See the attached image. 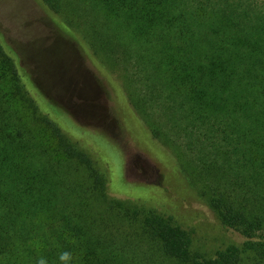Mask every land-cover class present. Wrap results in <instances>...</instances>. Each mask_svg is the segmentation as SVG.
Returning a JSON list of instances; mask_svg holds the SVG:
<instances>
[{"label": "trees", "instance_id": "1", "mask_svg": "<svg viewBox=\"0 0 264 264\" xmlns=\"http://www.w3.org/2000/svg\"><path fill=\"white\" fill-rule=\"evenodd\" d=\"M38 1L82 50L84 78L93 85L89 63L112 83L126 129L166 185L180 182L170 179L184 168L183 147L196 153L193 184L244 240L206 256L171 215L110 197L106 175L42 103L84 114L0 39V264H60L62 251L71 264H264V0ZM136 79L149 107L129 89ZM94 92L80 103L92 108L87 118L106 121Z\"/></svg>", "mask_w": 264, "mask_h": 264}, {"label": "rangeland", "instance_id": "2", "mask_svg": "<svg viewBox=\"0 0 264 264\" xmlns=\"http://www.w3.org/2000/svg\"><path fill=\"white\" fill-rule=\"evenodd\" d=\"M60 16L65 22H70V16ZM72 24L82 28L84 20L77 15ZM0 39L24 54V59L35 68L34 71L43 85L54 91V95L51 94L53 97L65 98L78 112L84 114V117L73 115L67 107L66 112L63 111L64 115H56L52 108L42 103L45 111L58 120L67 136L106 175L110 197L123 200L144 211L154 210L171 215L176 224L191 233L192 250L206 256H213L218 249L228 245L242 243L244 237L221 224L193 184L194 175H190L189 171L202 164L195 163L196 153L183 147L186 159L184 168L180 163L173 166V177L170 179L171 182L173 179L180 182L175 189L169 188L163 176L166 171L161 170L158 163L150 158L145 145L142 144L143 148L138 145L130 134L132 130L129 133L126 129L112 83L99 70L96 72L89 63L86 67L93 85L84 78L77 67V60H84L82 50L48 18L38 0H0ZM65 40L73 48L75 58ZM118 72L120 71L117 68L112 75L117 77ZM123 74L128 81V72L124 71ZM129 89L143 98L146 107L151 105L139 80H133ZM94 90L108 117L106 121L87 118L92 115V108L88 107V110L85 104L80 103L82 98L96 101ZM82 92L86 94L82 95ZM153 115L160 121L165 116L156 108ZM148 142L147 145L165 157V151L153 142ZM169 172L170 175L172 172Z\"/></svg>", "mask_w": 264, "mask_h": 264}, {"label": "clouds", "instance_id": "3", "mask_svg": "<svg viewBox=\"0 0 264 264\" xmlns=\"http://www.w3.org/2000/svg\"><path fill=\"white\" fill-rule=\"evenodd\" d=\"M71 252L70 251H62L58 257L60 264H71ZM37 264H47V260L41 257Z\"/></svg>", "mask_w": 264, "mask_h": 264}]
</instances>
